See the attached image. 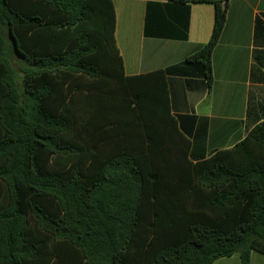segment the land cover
I'll list each match as a JSON object with an SVG mask.
<instances>
[{"label": "trees", "instance_id": "obj_1", "mask_svg": "<svg viewBox=\"0 0 264 264\" xmlns=\"http://www.w3.org/2000/svg\"><path fill=\"white\" fill-rule=\"evenodd\" d=\"M227 1H193L214 7L209 41L184 60L201 65L207 90ZM114 28L111 0H0V264L264 256V120L190 161L171 119L146 121L145 95L167 104L165 81L149 93L145 77H123ZM127 101L142 135L119 138Z\"/></svg>", "mask_w": 264, "mask_h": 264}, {"label": "crops", "instance_id": "obj_2", "mask_svg": "<svg viewBox=\"0 0 264 264\" xmlns=\"http://www.w3.org/2000/svg\"><path fill=\"white\" fill-rule=\"evenodd\" d=\"M111 1L123 77H145L142 81L147 90L158 83L162 87L165 81L167 104L154 99L149 89L143 101L144 116L155 123L164 117L171 119L173 128L186 139L190 161L232 149L252 128L249 117L264 120V109L259 110L264 107V0L226 2V22L211 56L213 82L209 90L201 65L184 60L209 41L212 4L195 0ZM158 71L164 73V80L153 76ZM124 107L125 125H120L116 136L142 135L133 104L127 101ZM108 111L113 118L120 117L116 102ZM213 264L240 261L235 255ZM249 264H264V256L252 252Z\"/></svg>", "mask_w": 264, "mask_h": 264}, {"label": "rangeland", "instance_id": "obj_3", "mask_svg": "<svg viewBox=\"0 0 264 264\" xmlns=\"http://www.w3.org/2000/svg\"><path fill=\"white\" fill-rule=\"evenodd\" d=\"M4 37H5L6 43L9 45L10 44V41L8 40V37H7L6 32H4ZM17 59L18 58L15 55H13L12 57H10L11 65L13 66L16 74H19L18 73V67H17V65H19V64H18V60Z\"/></svg>", "mask_w": 264, "mask_h": 264}, {"label": "water", "instance_id": "obj_4", "mask_svg": "<svg viewBox=\"0 0 264 264\" xmlns=\"http://www.w3.org/2000/svg\"><path fill=\"white\" fill-rule=\"evenodd\" d=\"M12 44H13V49H14V51L17 52V48H16V44H15V42L12 41Z\"/></svg>", "mask_w": 264, "mask_h": 264}]
</instances>
